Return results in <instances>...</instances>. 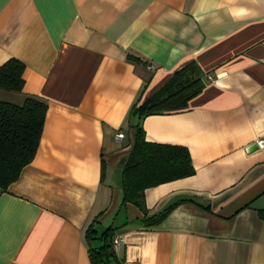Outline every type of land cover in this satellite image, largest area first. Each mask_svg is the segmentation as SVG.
I'll list each match as a JSON object with an SVG mask.
<instances>
[{
    "label": "crops",
    "instance_id": "1",
    "mask_svg": "<svg viewBox=\"0 0 264 264\" xmlns=\"http://www.w3.org/2000/svg\"><path fill=\"white\" fill-rule=\"evenodd\" d=\"M12 58L23 87L0 101L47 109L33 159L0 190V264H91L89 225L113 229L122 264H264V0H0V66ZM191 61L202 90L140 124L195 172L145 189L147 216L176 203L145 226L121 205L130 112Z\"/></svg>",
    "mask_w": 264,
    "mask_h": 264
},
{
    "label": "trees",
    "instance_id": "2",
    "mask_svg": "<svg viewBox=\"0 0 264 264\" xmlns=\"http://www.w3.org/2000/svg\"><path fill=\"white\" fill-rule=\"evenodd\" d=\"M130 61H140L139 57L127 55ZM24 65L9 59L0 66V88L20 91L23 87ZM200 70L191 61L177 70L149 98L138 101L130 115L137 118L132 129V147L121 170V205L131 203L144 214L143 224L153 226L161 222L175 206L172 203L156 214L147 216L144 191L168 181L191 176L195 169L186 147L175 144L155 143L145 140L141 119L149 114L176 112L185 109L188 102L203 88ZM207 79H209L207 77ZM47 106L34 97H27L21 105L0 101V190L5 191L16 181L24 166L29 164L37 150L42 133ZM264 221V209L258 210ZM113 229L106 228L97 233L92 225L84 231L87 253L91 264H122L112 244ZM99 241L92 246L91 241Z\"/></svg>",
    "mask_w": 264,
    "mask_h": 264
},
{
    "label": "built area",
    "instance_id": "3",
    "mask_svg": "<svg viewBox=\"0 0 264 264\" xmlns=\"http://www.w3.org/2000/svg\"><path fill=\"white\" fill-rule=\"evenodd\" d=\"M208 78H209V77H208ZM115 137H116L117 140H120V139L123 137L122 132H117V134H116ZM257 144H258L260 147H264V138L259 139V140L257 141ZM120 240H121V239L114 238V239L112 240V244H113L114 246H116V245L119 244V241H120Z\"/></svg>",
    "mask_w": 264,
    "mask_h": 264
},
{
    "label": "water",
    "instance_id": "4",
    "mask_svg": "<svg viewBox=\"0 0 264 264\" xmlns=\"http://www.w3.org/2000/svg\"><path fill=\"white\" fill-rule=\"evenodd\" d=\"M256 147H257L256 144L253 143V144H251V146H249L248 151H252V150H254Z\"/></svg>",
    "mask_w": 264,
    "mask_h": 264
}]
</instances>
